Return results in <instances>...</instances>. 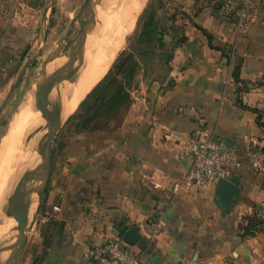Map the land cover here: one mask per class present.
<instances>
[{
	"label": "crops",
	"instance_id": "crops-1",
	"mask_svg": "<svg viewBox=\"0 0 264 264\" xmlns=\"http://www.w3.org/2000/svg\"><path fill=\"white\" fill-rule=\"evenodd\" d=\"M16 8L0 0V111L16 80ZM154 10L171 24L162 37L173 52L167 75L140 79L117 129L64 149L19 264H94L89 247L119 238L124 226L139 227L132 249L143 264H264V229L241 233L264 206V169L247 160L251 148L264 150V0H170ZM204 133L241 158L233 173L241 192L229 210L217 183L185 182L190 147Z\"/></svg>",
	"mask_w": 264,
	"mask_h": 264
},
{
	"label": "rangeland",
	"instance_id": "rangeland-1",
	"mask_svg": "<svg viewBox=\"0 0 264 264\" xmlns=\"http://www.w3.org/2000/svg\"><path fill=\"white\" fill-rule=\"evenodd\" d=\"M141 1L143 2L141 9L142 12L143 9L148 6L151 8H167L170 0ZM84 2L85 0H17L16 14H14V17L16 18V24L14 25L16 36L12 38V45L16 49V56L14 64H12L9 68L11 73L15 72L16 80L13 84L14 90L10 101L4 103L5 105L1 108L0 111V144L2 139L9 132L10 126L19 107L24 104V101H30L34 99L32 84L37 75L44 67L60 66L75 58L77 55L82 54L85 55L86 60L87 49L85 48L89 39L88 34L85 32V20L83 14L81 13ZM24 5L29 6V8L26 7L25 11L23 9ZM119 5L120 0H100V5L98 8V23L100 34H102L103 31V21L100 14L107 13L108 11H110V8L112 12V8L115 6L117 8ZM141 12L137 16L133 29L126 35L125 42L123 44L124 46L122 45V47L118 50L107 71L108 73L120 54L124 51H127V54L132 55L135 59H137L140 65L139 75L133 85H135L136 83L139 84L140 79L159 81L160 79L165 78V76L167 75V70L169 68V63H167L166 60L167 54L172 51L170 47L166 46L167 48L165 47L164 49L157 50V55L150 56L149 54H147L148 50L147 48H145L146 46L144 44L143 46L139 45L137 36L138 34H140L141 30H143V34H145L144 30L146 29V27H144L143 23L145 21H149L146 20V18H143V20L140 21V24L138 23ZM160 13L161 21L157 22V28H160L161 33L159 32L158 38L155 37L154 42H156V40L160 38L162 32L163 34L165 32H168L171 26L170 21L165 18V14L163 12ZM110 16L107 24L110 21ZM73 23L74 25H72ZM137 24L140 25L139 29L137 28ZM136 32L137 35H134ZM81 46H83L84 48ZM90 47L91 46H87V48ZM140 49L141 51L137 52V50ZM115 50L116 48L113 47L105 56L104 60L106 61L115 52ZM66 51L70 55L60 58V55L64 54ZM107 73L104 75V77L107 75ZM62 76L59 77L58 85L56 86L54 91L56 106L58 104V91L60 90V82L72 75L69 76V74H64ZM80 76L81 75L78 76V79L80 78ZM51 81L52 77H50L47 82L50 83ZM97 84L95 85V87L97 86ZM91 91L89 92V94L91 93ZM87 96L83 99V101L87 98ZM83 101L79 104L75 112L70 117L65 119V121L60 120V130L53 145L54 151L52 166L49 175V182L56 179V171L60 166V157H62L61 154L63 153L64 149H66V147H68L69 145H76L79 140V136L85 137V142H88V138H86L88 132L83 129L81 122L78 119L71 120V118L77 114ZM29 103L31 104V101ZM30 118L31 114L28 117L29 136L32 135L31 128L29 127ZM122 121L123 119L121 118L119 120H114L113 122H111L110 127H112V130L117 129L118 126L121 125ZM37 175L39 176L40 181H42L45 176V172H39ZM14 191L12 193V196H14ZM35 191L36 190H34V192L32 193L33 196L36 195ZM41 201L44 200H40L38 205L39 210L43 208V202ZM19 203V200H17L16 205H18ZM6 205H9V201L6 203ZM15 207L16 210L14 211L13 216L19 209V206ZM10 221L11 224L9 228H13L16 224L14 217H11ZM0 231V237L8 233L9 231L7 226H4L3 221L0 225ZM8 247L10 248L8 254L12 256V243H10V246ZM28 255H30V253H28L27 256L24 257V260H28ZM22 264H24V262Z\"/></svg>",
	"mask_w": 264,
	"mask_h": 264
},
{
	"label": "bare ground",
	"instance_id": "bare-ground-1",
	"mask_svg": "<svg viewBox=\"0 0 264 264\" xmlns=\"http://www.w3.org/2000/svg\"><path fill=\"white\" fill-rule=\"evenodd\" d=\"M142 4L141 0H120V5L117 8L116 6L113 7L112 12L110 8L107 13L100 14L103 21V31L102 34L99 33L98 23V38L94 43L89 38L87 46L91 47L87 48L86 46L85 48L87 49V58L83 73L69 75V78L60 82L58 104L56 106L60 120L65 121L70 117L83 99L107 73L116 53L124 44L126 35L133 29L137 16L141 12ZM109 16L110 21L107 24ZM113 47L116 48L115 52L105 61V56ZM79 75L81 76L78 79ZM30 101H24V104L22 103L23 105L19 107L9 132L0 144V225L3 221L4 226L6 225L9 229L8 232L12 229L9 228L11 217H14L16 221L20 210L18 209L13 216L16 210L15 206L18 205L10 208L6 203L10 201L21 170L28 163L37 159L42 151L44 135V132H40V127L43 124L41 118L42 102L39 100V106L35 108L34 101ZM30 114L31 136L28 135V117ZM39 181V176L35 175L28 182L29 190L34 191ZM10 243H6V247L10 246Z\"/></svg>",
	"mask_w": 264,
	"mask_h": 264
},
{
	"label": "water",
	"instance_id": "water-1",
	"mask_svg": "<svg viewBox=\"0 0 264 264\" xmlns=\"http://www.w3.org/2000/svg\"><path fill=\"white\" fill-rule=\"evenodd\" d=\"M100 0H85L81 13L85 20V32L88 34V39L95 42L98 38V8ZM75 23V21H74ZM74 23L72 25H74ZM89 41V40H88ZM86 54V50H85ZM70 54L66 51L60 55V58L67 57ZM86 66L85 55H78L69 60L65 64L52 67L46 66L37 75L33 81L32 87L34 92L35 108L39 106V100L42 102L41 118L43 120L40 132H44L43 145L40 156L34 161L28 163L22 172L19 174L14 196L9 201L10 208L16 205L19 200V214L16 219V226L10 232L0 237V264H18L20 257L23 253L24 246L27 241L28 231L32 223L36 219L39 210V202L43 197L44 192L49 184V175L53 160V145L60 130V118L58 115L54 91L58 85L59 77L64 74H81ZM52 77V81L48 83V79ZM45 172V176L35 189L36 195L33 196L34 191L28 188V182L39 172ZM241 192L240 177L233 175L229 179H221L217 183L216 195L219 204L229 210L238 200ZM117 237L131 246L134 247L141 239L140 229L134 227H121L116 230ZM11 242L13 245V255L8 254V247L6 243ZM157 258H154L150 264H155Z\"/></svg>",
	"mask_w": 264,
	"mask_h": 264
},
{
	"label": "trees",
	"instance_id": "trees-1",
	"mask_svg": "<svg viewBox=\"0 0 264 264\" xmlns=\"http://www.w3.org/2000/svg\"><path fill=\"white\" fill-rule=\"evenodd\" d=\"M143 18L149 21L143 23L144 27H146L144 30L145 34L141 30L137 36V41L139 45L143 46L144 44L146 46L145 48L148 50L147 54L155 56L157 55V50L164 49L166 45L162 41L163 32L160 38L154 42L155 37L158 38L161 31L160 28H157L159 20L154 7L148 6L144 10L139 19V24ZM139 24H137L138 29ZM134 35H137V32ZM140 51L141 49L137 50V52ZM172 56L173 52L170 51L167 54V63H170ZM139 69L138 60L132 55H128L127 51L122 52L107 75L91 91L80 105L77 114L71 120L78 119L83 129L87 132L111 131V122L121 118L124 119L129 112L133 102L132 92L138 86V83L133 84L139 75ZM238 72L239 69L235 72L236 80H239ZM257 209L254 215L247 220V225L242 228L241 233L243 237L254 236L256 232L264 229V221L256 215Z\"/></svg>",
	"mask_w": 264,
	"mask_h": 264
},
{
	"label": "built area",
	"instance_id": "built-area-1",
	"mask_svg": "<svg viewBox=\"0 0 264 264\" xmlns=\"http://www.w3.org/2000/svg\"><path fill=\"white\" fill-rule=\"evenodd\" d=\"M237 7V3H230L229 10L235 11ZM189 154L192 166L185 182L191 186L205 187L221 179H229L241 164V158L235 150L210 133H204L201 139L195 141ZM247 160L254 170H263L264 150L251 148ZM256 215L264 221V206L257 209ZM88 256L94 264H143L141 256L120 238L90 246Z\"/></svg>",
	"mask_w": 264,
	"mask_h": 264
}]
</instances>
